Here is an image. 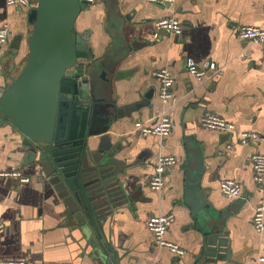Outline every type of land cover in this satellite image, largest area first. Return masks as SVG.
Returning a JSON list of instances; mask_svg holds the SVG:
<instances>
[{
  "label": "crops",
  "instance_id": "obj_1",
  "mask_svg": "<svg viewBox=\"0 0 264 264\" xmlns=\"http://www.w3.org/2000/svg\"><path fill=\"white\" fill-rule=\"evenodd\" d=\"M126 41V58L117 72H128L120 80L112 78L111 98L117 108L139 105L129 117L113 122L108 130L112 143L120 142L118 160L131 167L122 178L126 190L140 189L137 201L112 213L104 228L114 251L113 264H203L195 260L202 241L201 232L183 202L184 169L187 154L195 160L200 187L214 209L228 207L225 229L230 256L214 264H257L264 256V236L254 232L252 217L262 193L253 181L251 155L264 153V60L260 47L240 42V27H259L264 20V0H178L156 6L145 0H115ZM28 9L6 5L0 0V25L9 30L8 44L0 51V88H6L22 70L27 39L32 26ZM175 16L182 25L179 36L161 33L152 40L157 19ZM103 0L87 6L75 23L79 34L88 33L96 63L114 50ZM15 38L19 49L10 50ZM120 55V54H119ZM190 58L200 67L215 64L218 73L197 83L185 69ZM4 64L8 73L4 72ZM167 69L174 78L173 99L162 106L157 99L158 84L151 73ZM151 96L146 100L145 96ZM160 112L171 119L172 131L163 138L141 137L134 124L153 125ZM214 114L232 123L239 132L255 133V144L240 145L235 135L205 130L200 119ZM106 124V122H104ZM23 136L5 119L0 121V169L19 170L28 183L16 178H0V261L23 264H105L103 254L89 255L82 228L72 219L53 186L33 166L24 163L27 148ZM232 144V149L226 145ZM173 156L176 165L163 176L160 193L151 191L147 180L159 156ZM231 179L241 187L239 199L225 198L221 180ZM173 214L165 239L177 244L184 255L176 256L155 247L146 228L152 216Z\"/></svg>",
  "mask_w": 264,
  "mask_h": 264
},
{
  "label": "water",
  "instance_id": "obj_2",
  "mask_svg": "<svg viewBox=\"0 0 264 264\" xmlns=\"http://www.w3.org/2000/svg\"><path fill=\"white\" fill-rule=\"evenodd\" d=\"M103 1L118 55L109 52L96 63L88 33L75 30L87 5L80 0H35V8L27 13L32 30L24 66L6 88H0V121L5 119L23 136L24 163L53 186L82 228L89 255L100 252L105 264H113L114 251L104 228L114 211L137 201L140 189L129 193L122 178L133 171L131 167L143 165L118 160L123 145L112 143L108 135L113 122L129 117L139 105L119 109L111 98L108 82L128 76L117 72L126 58V41L115 0ZM19 44L15 38L10 50L16 52ZM145 99L150 100V94ZM187 157L182 167L183 202L202 235L195 260L203 264L227 260L228 207L217 211L208 203L200 187L201 172L192 155Z\"/></svg>",
  "mask_w": 264,
  "mask_h": 264
},
{
  "label": "built area",
  "instance_id": "obj_3",
  "mask_svg": "<svg viewBox=\"0 0 264 264\" xmlns=\"http://www.w3.org/2000/svg\"><path fill=\"white\" fill-rule=\"evenodd\" d=\"M87 6H94L99 0H80ZM147 3L156 6H169L178 0H145ZM9 7L19 6L25 9L35 8V0H5ZM154 33L152 40H156L161 33L179 36L182 32V25L175 16L159 18L154 23ZM9 30L6 24L0 25V51H3L8 44ZM236 38L240 42H247L251 46H258L261 49L264 60V20L259 27L244 26L240 27L236 32ZM185 69L187 74L197 83L210 78L218 73L215 64L204 62L198 67L195 62L188 58L186 60ZM152 77L158 84L157 99L159 103L167 107L173 99L174 78L167 69H156L151 73ZM200 126L205 130L218 131L223 134L235 135L237 143L240 145L255 144L260 140V136L255 133L238 132L235 126L225 119L214 115L207 114L200 119ZM135 130L141 137L154 136L158 138L166 137L172 131L171 119L165 112H160L156 122L151 126H145L141 122L134 124ZM226 149H232V144L226 145ZM251 166L253 170V181L256 187L261 191L262 196L260 203L255 207L252 217V227L255 233L264 236V153L254 152L251 155ZM176 159L173 156H159L152 173L147 180L148 188L156 193H160L164 187V173L171 167L176 165ZM11 177L18 179L21 183H28L30 178L25 177L19 170H1L0 178ZM221 194L228 199H239L241 197V187L238 183L231 179L221 180L219 183ZM174 215L169 213L166 215H157L150 217L146 222V228L153 237L155 247L158 249H166L176 256L184 255V250L177 244L169 242L165 239L168 227L173 223ZM3 222L0 221V229ZM0 264H23L22 262H2ZM147 264H160L157 260H153ZM257 264H264V256L257 259Z\"/></svg>",
  "mask_w": 264,
  "mask_h": 264
}]
</instances>
